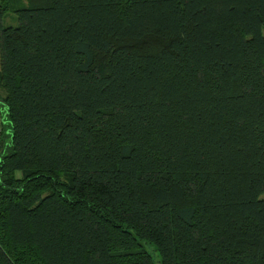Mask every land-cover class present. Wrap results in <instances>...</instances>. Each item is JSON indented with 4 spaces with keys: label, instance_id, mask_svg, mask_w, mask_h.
I'll list each match as a JSON object with an SVG mask.
<instances>
[{
    "label": "trees",
    "instance_id": "16d2710c",
    "mask_svg": "<svg viewBox=\"0 0 264 264\" xmlns=\"http://www.w3.org/2000/svg\"><path fill=\"white\" fill-rule=\"evenodd\" d=\"M15 1L0 264H264V0Z\"/></svg>",
    "mask_w": 264,
    "mask_h": 264
},
{
    "label": "rangeland",
    "instance_id": "374dc122",
    "mask_svg": "<svg viewBox=\"0 0 264 264\" xmlns=\"http://www.w3.org/2000/svg\"><path fill=\"white\" fill-rule=\"evenodd\" d=\"M26 3H27V0H16L15 3L13 4V6L14 7L15 6H23V5H26ZM18 24H19V22L17 20L16 15L14 13H11V12L5 16V18L3 19V22H2L3 27L18 26ZM1 96H4V94H3V91L0 90V97ZM0 125H1V127L4 126L6 128L8 135L11 134L9 121H8V118L5 114V109L1 105H0ZM7 141L10 142V137L8 138ZM146 250L154 257V260L158 264L160 261L159 255L153 250V248H151L149 246L146 247Z\"/></svg>",
    "mask_w": 264,
    "mask_h": 264
},
{
    "label": "built area",
    "instance_id": "2783aa9c",
    "mask_svg": "<svg viewBox=\"0 0 264 264\" xmlns=\"http://www.w3.org/2000/svg\"><path fill=\"white\" fill-rule=\"evenodd\" d=\"M0 145H1V128H0Z\"/></svg>",
    "mask_w": 264,
    "mask_h": 264
}]
</instances>
